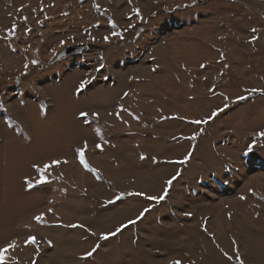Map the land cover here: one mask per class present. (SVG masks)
<instances>
[{"label":"rangeland","instance_id":"1","mask_svg":"<svg viewBox=\"0 0 264 264\" xmlns=\"http://www.w3.org/2000/svg\"><path fill=\"white\" fill-rule=\"evenodd\" d=\"M262 130L264 0H0L8 264H264Z\"/></svg>","mask_w":264,"mask_h":264},{"label":"snow or ice","instance_id":"2","mask_svg":"<svg viewBox=\"0 0 264 264\" xmlns=\"http://www.w3.org/2000/svg\"><path fill=\"white\" fill-rule=\"evenodd\" d=\"M97 9H99V5H96ZM41 11H43V9H41ZM135 12V15L136 16H140V12L139 10H134ZM27 18L25 17V20ZM129 19H131V17H129ZM113 28H115V24L113 23L112 25ZM15 30H16V26L13 25L12 29L10 30L9 32V35H13L15 33ZM30 31V30H29ZM253 32L256 31L255 28L252 29ZM118 33L116 32H112V36H117ZM104 39V42L105 43H108L109 42V37L108 36H105L103 37ZM94 40V38H93ZM63 41H61V45H63ZM31 63L33 65H37L39 62L36 61V60H33L31 61ZM25 69L28 68V65L25 64L24 65ZM25 74H27V72H25ZM88 81H83L80 85L81 88L84 87L85 84H87ZM240 99H245V97L241 96ZM224 109H220L219 111H223ZM219 111H214L211 115L212 117H215L219 114ZM82 116H85L86 113H81ZM98 116V114H96ZM208 123V120H204V121H200V120H195V121H192V123H196V124H199V123ZM255 135L261 139H264V130L262 131H259L257 133H255ZM196 137L195 136H192L191 139H195ZM96 147L99 149L100 148V145H96ZM254 147V145L252 146H249L248 148V151L251 152L252 151V148ZM87 150V143L85 142L84 144V147L83 148H78L76 149V155L79 159V163L85 168L87 169L88 171H94L92 168H90V166L88 165L87 163V160H86V157H85V152ZM102 150V149H101ZM191 156V153H189L183 160H180L178 161V163H181V164H185L188 162L189 158ZM141 159H144V157L142 156ZM61 163H68V161H60V160H54L51 162V164H45L43 166V168L41 167H36V171L40 174V178L39 180L37 181L38 183L40 184H43L45 183V173L47 172V170L53 166H59ZM177 177L176 176H173L171 179L167 180L166 181V184H167V187L164 189L163 191V194L160 195V196H149V195H146V194H143V193H129V195H136V196H140V195H144L145 196V199H148V200H152V201H155L156 203H160L161 201L165 200V198L168 196V191L169 189L171 188L172 184H173V181L176 179ZM29 187H32L31 183L29 182ZM117 200L120 199L119 196H117L116 198ZM241 199H245V197H241ZM110 203H112L113 201H109ZM49 211H51V209H49ZM150 209L148 208H145L139 215V217H137V219H134V220H129L127 224H124L122 225L121 227L117 228L114 232L111 233V236H116L118 233H120L124 228H127L129 225H134L138 222L139 219H142L145 215V213L149 212ZM186 215H190V213H186ZM35 221L37 224H43L44 221H45V216L43 213H41L40 215H37L34 217ZM72 227H82V225H72ZM101 239H104V240H107L109 239V236L108 235H103L101 236ZM25 246H29V245H32V246H36L37 247V251H39V248H38V241H37V238L35 236H28L27 239L25 240L24 242ZM50 244V242H49ZM51 246V244H50ZM18 247V244H17V241L15 240H12L10 241L9 243L6 244V246H4L3 248H0V264H8V253L12 250H15L16 248ZM97 248L99 247V245L96 246ZM96 251V248H94L92 251H89L87 254H86V257H91L93 255V253ZM228 259H232V257H228ZM172 264H181V262L179 260H174L172 262ZM240 264H243V261L240 262Z\"/></svg>","mask_w":264,"mask_h":264},{"label":"water","instance_id":"3","mask_svg":"<svg viewBox=\"0 0 264 264\" xmlns=\"http://www.w3.org/2000/svg\"><path fill=\"white\" fill-rule=\"evenodd\" d=\"M85 50H86V46L84 45L71 46L65 49L64 51H62L58 55L57 59L68 57L70 55H78V54L83 53Z\"/></svg>","mask_w":264,"mask_h":264}]
</instances>
